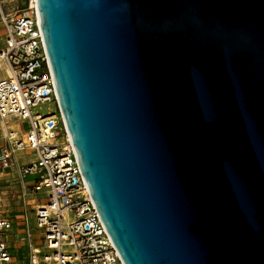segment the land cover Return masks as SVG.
<instances>
[{"label":"water","instance_id":"obj_1","mask_svg":"<svg viewBox=\"0 0 264 264\" xmlns=\"http://www.w3.org/2000/svg\"><path fill=\"white\" fill-rule=\"evenodd\" d=\"M35 4L122 262L264 264V0Z\"/></svg>","mask_w":264,"mask_h":264},{"label":"built area","instance_id":"obj_2","mask_svg":"<svg viewBox=\"0 0 264 264\" xmlns=\"http://www.w3.org/2000/svg\"><path fill=\"white\" fill-rule=\"evenodd\" d=\"M7 1L0 0V59L7 68L0 79V264H14L9 238L19 222L26 264H124L69 142L36 4L28 0L31 5L22 10L17 0ZM49 102L55 112H34ZM21 152L33 159L20 163ZM40 192L43 199L28 198ZM28 208L37 237L29 228Z\"/></svg>","mask_w":264,"mask_h":264},{"label":"rangeland","instance_id":"obj_3","mask_svg":"<svg viewBox=\"0 0 264 264\" xmlns=\"http://www.w3.org/2000/svg\"><path fill=\"white\" fill-rule=\"evenodd\" d=\"M3 1L6 4H8V2H9L7 0H3ZM14 5H15V3H11V4L7 5V7L11 8ZM2 31L3 30H2V27L0 25V47H1ZM1 61L2 60L0 59L1 65L4 66V64ZM2 75L3 74L0 71V78H1ZM34 112L41 113V114H45L47 112H55V105H54L53 102H49V103L41 105L39 108H36L34 110ZM16 125L20 126L21 124H19L17 122ZM16 157H17V159L19 160L20 163H28L29 161H31L33 159V155L29 154L27 152L18 153L16 155ZM44 197H45L44 193L40 192V193L31 194L28 198H32L34 200L39 201L40 199H43ZM15 207H18V205L15 204ZM28 210H29L28 211V213H29L28 214L29 228L31 229L33 234L37 237V236H39V233H38V231L35 228V224H34V220H33V216H32L33 211L31 209H29V208H28ZM16 211H18V210H16ZM16 211H14V212H16ZM19 223L16 224L14 226V229L10 232L9 241H10V246L13 247L12 254L14 256V264H26L27 263L26 251H25L24 247H22V244H21V242H22V239H21L22 238V235H21L22 225L19 224ZM35 241H36V243H39L37 238H36Z\"/></svg>","mask_w":264,"mask_h":264},{"label":"bare ground","instance_id":"obj_4","mask_svg":"<svg viewBox=\"0 0 264 264\" xmlns=\"http://www.w3.org/2000/svg\"><path fill=\"white\" fill-rule=\"evenodd\" d=\"M18 2H19V6H20V8L22 9V10H24V9H26L27 8V6L29 5V3H28V0H17ZM33 2H35L34 0H31V4L32 5H34L33 4ZM30 4V5H31ZM29 5V6H30ZM3 64H4V62L3 61H1ZM2 65H1V63H0V68H2L1 67ZM4 66H5V64H4ZM1 72H3V74L5 73H7V68H6V66H5V68H3V71H1ZM4 76V75H3Z\"/></svg>","mask_w":264,"mask_h":264},{"label":"crops","instance_id":"obj_5","mask_svg":"<svg viewBox=\"0 0 264 264\" xmlns=\"http://www.w3.org/2000/svg\"><path fill=\"white\" fill-rule=\"evenodd\" d=\"M2 44H3V31H2V39H1V46H2ZM1 48V47H0ZM2 68H0V71H3V68H5L4 66H1ZM2 74H3V72H2ZM3 75H5V73L3 74ZM1 76V78L0 79H2L4 76Z\"/></svg>","mask_w":264,"mask_h":264}]
</instances>
